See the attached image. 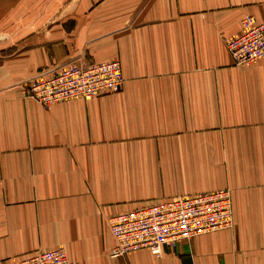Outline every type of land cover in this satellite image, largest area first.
Here are the masks:
<instances>
[{
	"label": "crops",
	"instance_id": "0c3cea01",
	"mask_svg": "<svg viewBox=\"0 0 264 264\" xmlns=\"http://www.w3.org/2000/svg\"><path fill=\"white\" fill-rule=\"evenodd\" d=\"M264 0H0V264H264V59L225 41ZM118 61V93L45 109L30 79ZM231 191L233 228L111 258L108 221Z\"/></svg>",
	"mask_w": 264,
	"mask_h": 264
},
{
	"label": "built area",
	"instance_id": "2783aa9c",
	"mask_svg": "<svg viewBox=\"0 0 264 264\" xmlns=\"http://www.w3.org/2000/svg\"><path fill=\"white\" fill-rule=\"evenodd\" d=\"M241 34L225 41L236 67H247L264 59V22L252 16L241 21ZM118 61L89 65L66 64L49 75L30 79L25 94L45 109L69 100L89 101L118 93L123 85ZM115 244L111 258L147 249L160 258L164 246L209 233L233 228L231 191H217L180 196L164 202H153L135 210L113 216L108 221ZM7 264H77L63 248L39 251L33 256Z\"/></svg>",
	"mask_w": 264,
	"mask_h": 264
}]
</instances>
